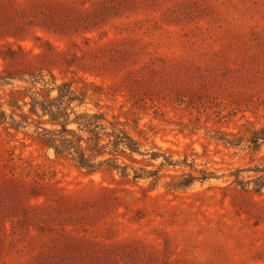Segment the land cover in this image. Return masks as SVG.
<instances>
[{"label":"rangeland","instance_id":"obj_1","mask_svg":"<svg viewBox=\"0 0 264 264\" xmlns=\"http://www.w3.org/2000/svg\"><path fill=\"white\" fill-rule=\"evenodd\" d=\"M2 70L103 93L82 110L136 141L142 154L120 160L158 173L90 172L34 124L0 125V264H264L250 181L264 140L248 142L264 128V0H0ZM152 153L216 177L171 189L182 168Z\"/></svg>","mask_w":264,"mask_h":264},{"label":"trees","instance_id":"obj_2","mask_svg":"<svg viewBox=\"0 0 264 264\" xmlns=\"http://www.w3.org/2000/svg\"><path fill=\"white\" fill-rule=\"evenodd\" d=\"M9 52L12 58L16 54L15 50ZM51 78V81L47 80L46 75L40 73L18 77L8 70L0 71V87L10 85L7 97L0 104V125L9 123L7 128L14 127L18 130L20 127L34 124L39 130L38 139L41 144L54 149L58 155H72V159L81 168L90 172H96L102 165L108 166L113 161L112 166L120 168L123 176L130 175V168L134 179H156L157 169L130 167L119 159L120 155H127L126 151H129L128 155L142 154L141 148L136 147L137 143L130 134L124 133L116 123L108 121L101 113L82 110L81 107L87 103V99L101 97L103 93L90 91L86 87L87 83L83 87H77L74 81L63 80L58 83L56 78ZM15 81H21L27 86L15 85ZM94 104L98 105V102ZM215 139L231 147L240 144L233 131H223L222 135ZM259 140H264V128L258 131V136L255 135L248 142L257 147ZM159 157L163 158L160 165L182 168V172L174 175L168 182L171 189L185 188L195 182H204L216 177L214 171L194 168L187 158L182 160L175 159L172 155L152 153L150 159L157 160ZM252 170L255 175L250 181L258 192L264 187V165L256 164ZM234 172L229 176H234L235 181L240 180V169Z\"/></svg>","mask_w":264,"mask_h":264}]
</instances>
